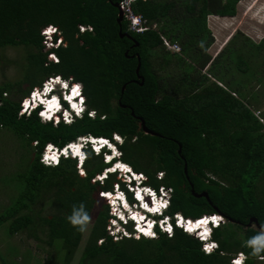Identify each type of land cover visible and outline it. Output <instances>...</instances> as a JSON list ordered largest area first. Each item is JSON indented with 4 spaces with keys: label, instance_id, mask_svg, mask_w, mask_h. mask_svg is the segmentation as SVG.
Returning <instances> with one entry per match:
<instances>
[{
    "label": "trees",
    "instance_id": "obj_1",
    "mask_svg": "<svg viewBox=\"0 0 264 264\" xmlns=\"http://www.w3.org/2000/svg\"><path fill=\"white\" fill-rule=\"evenodd\" d=\"M119 1L0 0V47H30L25 56L30 76L0 84V126H8L30 144L36 141L29 164L16 173L18 191L0 212V224L8 221L12 234L40 222L49 242L63 240L57 243L65 249L66 262L71 260L88 222L73 226L68 218L74 213L90 217L99 183L92 178L107 163L101 154L90 153L81 175L75 158L44 165L41 151L49 141L63 145L81 134L113 136L117 131L124 138L121 157L144 171L155 187L171 186L170 212L198 217L220 211L229 221L215 229L220 246L208 255L203 241L177 225L171 238L159 226L155 238H114L103 200L78 264H230L232 253L241 249L248 254L246 264H251L257 256L248 240L264 230V199L257 195V180L264 175V124L254 114L257 106L246 98L251 82L264 80L259 74L264 39L253 40L237 30L215 56L211 54L215 36L209 15H235L240 0H134L135 10L152 24L143 31L129 28L126 17L118 21ZM51 23L58 26L55 40L63 41L52 48L59 63L49 58L50 49L44 50L42 29ZM85 23L91 27L81 32L79 25ZM121 24L133 36L121 35ZM162 33L178 41L181 50L166 47ZM137 51L143 83L136 71ZM208 64L209 71L203 72ZM56 73L82 82L88 106L83 115L71 124L43 121L37 111L21 116V100L7 92L16 86L17 93L27 96ZM236 73L240 75L234 78ZM143 120L159 133L146 131ZM160 172L165 173L163 179L157 178ZM115 177L110 173L104 186H111ZM192 187L206 190L209 197L193 194ZM44 195L53 212L36 214V221L32 207ZM253 216L260 226L247 224ZM232 223L236 226L230 228ZM237 228H243L242 236Z\"/></svg>",
    "mask_w": 264,
    "mask_h": 264
},
{
    "label": "clouds",
    "instance_id": "obj_2",
    "mask_svg": "<svg viewBox=\"0 0 264 264\" xmlns=\"http://www.w3.org/2000/svg\"><path fill=\"white\" fill-rule=\"evenodd\" d=\"M85 30L84 26H81V32ZM57 31L56 27L50 25L43 31L42 35L51 40L52 34H55ZM62 42L61 40L59 43ZM59 43L55 46L59 47ZM51 46L49 45V47ZM50 59L59 63L58 57L54 54L50 56ZM53 75L56 77L54 81L46 83L40 92L37 90L33 92V95L31 94V89L28 94L30 95L29 100L22 99L20 101L19 113L23 116L24 114L30 115L34 111H37L43 121H52L55 124L64 121L67 124H71L76 116H82L88 108L83 84L73 77L64 76L60 73ZM74 81L81 83V86L79 84L73 86L72 82ZM89 115L95 118L96 113L94 110H90ZM117 133L119 132L115 131L113 136L92 133L81 134L76 139L68 141L63 145L49 141L43 146L41 151V163L44 165H58L63 158L72 157L76 160L77 171L81 175H84V162L88 155L90 153L101 154V158L107 164L94 174L92 180L100 182L98 191L100 196L104 198V201L108 203V211L110 213L107 228L110 225L116 228L115 231H112L111 227L108 230L114 237L116 236V232H119L122 234L121 237L136 236V239H140V236L144 235L145 237L155 238V236L159 235V226L171 238L173 230L177 225L185 232L194 234L201 241L212 239L218 241L214 237V231L217 227L229 221L228 216L223 212L215 211L203 213L207 214V216L201 219L203 214L193 217L185 215L180 210L170 212L168 206L170 203L171 186L160 184L155 187L146 181L147 175L144 171L133 168L128 161L123 159L121 157L123 152L120 144L124 143V138ZM85 135L90 136L85 140L81 137ZM112 172L116 174V177L112 180L111 186H104L105 179ZM164 175L165 173L160 172L157 174V178L163 179ZM213 213L219 216L213 215L209 217V214ZM142 214H146L148 217L144 218ZM189 217L193 219L194 223L191 220L187 221ZM68 219L73 226H76L89 222L90 217L86 213L83 216L74 213ZM143 223L147 224L146 227L141 226ZM136 229L143 234L136 235ZM152 229H154V232ZM125 230L131 231V233ZM121 237L116 238L119 239ZM103 243L104 241L101 239L99 244L102 245ZM248 245L253 248V256H258L264 251V230H261L257 236L248 240ZM219 246L220 243L219 245L215 242L205 243L202 250L205 254L210 255ZM247 258L243 253H240L238 258L233 260L232 264H243V261L245 259L247 261ZM260 258L264 259V257Z\"/></svg>",
    "mask_w": 264,
    "mask_h": 264
},
{
    "label": "rangeland",
    "instance_id": "obj_3",
    "mask_svg": "<svg viewBox=\"0 0 264 264\" xmlns=\"http://www.w3.org/2000/svg\"><path fill=\"white\" fill-rule=\"evenodd\" d=\"M209 25L215 36L209 49L213 56L224 47L237 30H242L253 40L260 41L264 39V0H240L237 14L225 16L214 14L209 18ZM29 48L24 45L0 47V84L8 80L15 81L20 77L26 79L30 76L25 59ZM47 49L48 46L45 45L44 50ZM259 69L261 70L259 74H262L264 78V63L260 65ZM208 71L209 64L203 69V72ZM239 75L236 73L234 78ZM209 76L218 82L219 79L211 73ZM24 85L26 86L27 83ZM15 87L13 86L12 91L7 92V96L22 100L24 96L17 93ZM250 90L251 94L246 98V101L264 111V80L254 79L250 84ZM35 142L30 144L27 139L16 134L8 126H0V212L16 195L18 191L14 186L16 173L25 169L29 164ZM99 184L100 182L97 183V185ZM257 195L260 199H264V175L257 180ZM103 200L104 198L97 190L90 220L86 224L85 232L73 258L68 262L65 260V249L60 244L63 243V240L58 238L53 243L49 242L48 231L40 222H33L30 227L12 234L7 231L8 221L1 223L0 264H78L89 240L92 223ZM50 204L47 195H44L33 205L32 212L36 221H38L37 215H51L53 207ZM233 226L236 225L233 223L229 225L230 228ZM237 229L242 236L243 228ZM256 260L258 262H255ZM251 264H264V259H254Z\"/></svg>",
    "mask_w": 264,
    "mask_h": 264
},
{
    "label": "built area",
    "instance_id": "obj_4",
    "mask_svg": "<svg viewBox=\"0 0 264 264\" xmlns=\"http://www.w3.org/2000/svg\"><path fill=\"white\" fill-rule=\"evenodd\" d=\"M133 1L134 0H120L119 1V4L123 8L124 17H126L129 20V28H131L133 30H136V31H143L144 29L149 28L150 26H152V24H151V22H149V20L147 19V17H145L141 12L135 10V8L133 6ZM50 25L51 26H54V27H56L58 29V26L56 24L51 23V24H48L47 26L43 27L42 33ZM154 25H156V24L154 23ZM79 26H80V30H81V26H84V28L86 29L88 27H91V24H86L85 23V24H80ZM162 37H163V41H164L165 45L168 48H170L172 50H181V44L178 41H172L167 35H165L163 33H162ZM60 41H61V37L58 38L57 40H55L54 33L52 34L51 40H49L48 37L44 36L45 45L48 46V49H50V51L48 53L49 58H50L51 55L54 54L59 59V55L57 54L56 51L52 50V48L57 43H59ZM49 45H52V46L49 47ZM55 78H56L55 75H53V74L52 75H49L44 81H42L41 84H38L34 88H32L31 94L33 95V92H35L37 90H39V92H40L44 88V86H45L46 83H51L52 81L55 80ZM219 83L220 84H223L221 81H219ZM77 84H79L81 86V83H79L77 81L76 82L75 81L72 82V85L73 86L74 85H77ZM233 93H235V92H233ZM29 96L30 95L24 96L23 99L24 100L25 99H28L29 100ZM253 111H254V114L257 116V118L261 122L264 121V111L261 108H258V107L257 108H253ZM262 123L264 124V122H262ZM117 134L120 135V133H117ZM89 136L90 135H85V136H81V137L86 140V139L89 138ZM207 174L211 178H214V179L217 178L215 175H213L210 172H207ZM213 215L219 216L218 214L213 213V214H209V217H211ZM206 216H207V214H203V216L201 217V219H203ZM189 220H191L194 223V221H193V219L191 217L187 218V221H189ZM146 225L147 224L141 225V226L146 227ZM110 227H111L112 231H115L116 228L113 225H110ZM109 228H108V230H109ZM125 231H127V230H125ZM152 231L154 232V229H152ZM127 232L128 233H131V231H127ZM135 233H136V235L143 234V233L138 232L137 229L135 230ZM121 236H122L121 233L116 232V236L115 237L113 236V237L116 238V237H121ZM101 239H99V241ZM212 242H215L216 244L219 245L218 241H216V240H213V239L212 240H205V241H203L202 248L204 247V244L205 243H212ZM216 249H214V250H216ZM240 253H243L246 258L248 257V254L245 253L244 250H242V249L241 250H238V251L232 253L231 258H230V264H232L233 260H235V259L238 258V256H239ZM260 257H264V255H258L257 256L258 259H261ZM245 261H246V259L243 261V264H245Z\"/></svg>",
    "mask_w": 264,
    "mask_h": 264
},
{
    "label": "water",
    "instance_id": "obj_5",
    "mask_svg": "<svg viewBox=\"0 0 264 264\" xmlns=\"http://www.w3.org/2000/svg\"><path fill=\"white\" fill-rule=\"evenodd\" d=\"M116 4L119 6V14H118V21L121 23L123 18H124V11H123V8L121 7V5L119 4V2H116ZM120 34L121 35H125V34H128L130 36H133V34L131 32H129L128 30H124L123 27H122V24L120 25ZM135 43H139V41H136ZM126 53H128V50H126ZM135 54H137L138 56V64H137V67H136V71H137V74L139 77H141V82L143 83L144 82V75L140 72V67H141V63H142V60H141V54L139 51H137ZM126 86V83L123 84L122 86V90H124ZM123 104H126L124 102H122ZM132 112L135 113V110L134 108H132ZM143 123H144V127H145V130L146 131H150V132H153V133H159L158 131L150 128L146 123H145V120H143ZM182 150V143H180V147H179V151ZM184 171L185 173L187 174V163H186V160L184 161ZM187 177H189L187 175ZM191 186H192V183H190ZM192 193L197 195V196H206L207 198L209 197L208 195V192L206 190H202V191H194L193 187L191 189ZM248 225H257V226H260V223L258 221V218L257 217H251V219L249 220V222L247 223Z\"/></svg>",
    "mask_w": 264,
    "mask_h": 264
},
{
    "label": "crops",
    "instance_id": "obj_6",
    "mask_svg": "<svg viewBox=\"0 0 264 264\" xmlns=\"http://www.w3.org/2000/svg\"><path fill=\"white\" fill-rule=\"evenodd\" d=\"M212 15H214V14H210V15H209V18H210V16H212ZM215 15H216V14H215ZM255 259H257V258H255ZM255 262H258V260H256Z\"/></svg>",
    "mask_w": 264,
    "mask_h": 264
},
{
    "label": "bare ground",
    "instance_id": "obj_7",
    "mask_svg": "<svg viewBox=\"0 0 264 264\" xmlns=\"http://www.w3.org/2000/svg\"><path fill=\"white\" fill-rule=\"evenodd\" d=\"M73 98H74V97H73ZM81 152L83 153V151H82V150H81ZM116 164H118V163H116ZM116 164H115V165H116ZM121 164H122V163H121ZM145 224H146V223H143L142 225H145Z\"/></svg>",
    "mask_w": 264,
    "mask_h": 264
}]
</instances>
